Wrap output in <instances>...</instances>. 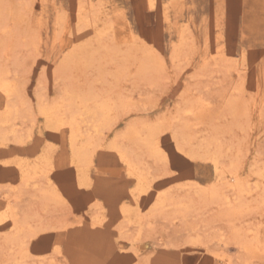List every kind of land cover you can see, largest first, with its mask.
Here are the masks:
<instances>
[{"label":"rangeland","instance_id":"1","mask_svg":"<svg viewBox=\"0 0 264 264\" xmlns=\"http://www.w3.org/2000/svg\"><path fill=\"white\" fill-rule=\"evenodd\" d=\"M15 1L0 0L25 18L0 21L15 86L0 124V264H264V0ZM143 47L162 69L141 73ZM99 101L96 125L86 109ZM235 176L241 193L225 187Z\"/></svg>","mask_w":264,"mask_h":264},{"label":"bare ground","instance_id":"2","mask_svg":"<svg viewBox=\"0 0 264 264\" xmlns=\"http://www.w3.org/2000/svg\"><path fill=\"white\" fill-rule=\"evenodd\" d=\"M8 0H6V2H7ZM11 1H13V0H11ZM10 0H9V2H11ZM4 2V1H3ZM14 2H18V1H15L14 0ZM82 2V1H81ZM84 2V1H83ZM8 3V2H7ZM5 4V3H4ZM9 4V3H8ZM82 5H84L83 3H82ZM88 5H89V2H88ZM87 5V6H88ZM4 6V5H3ZM84 7V6H83ZM82 7V8H83ZM89 7H90V5L88 6V7H86V8H88L87 10L88 11H90V9H89ZM26 7H24V9H25ZM78 8V7H77ZM86 10V9H85ZM2 12V13H1ZM86 12V11H85ZM81 13H84V12H81ZM2 14H5L6 15V19H8V20H11V21H13L14 23H16V24H18V25H20V24H22L23 23V21H24V19H23V15H22V13H21V10H20V8L17 6V5H15V4H10V6L8 7V8H6V9H3V8H1V5H0V21H1V15ZM84 15V14H83ZM90 16H91V14H90ZM89 16V17H90ZM5 17V16H4ZM92 17V16H91ZM96 17H98V16H96ZM108 17V16H107ZM4 19V18H3ZM91 19V18H90ZM95 19H97V18H95ZM111 19V18H110ZM7 20V21H8ZM80 20V19H79ZM104 20V19H103ZM109 19L108 18H106V22L108 21ZM4 21V20H3ZM6 21V20H5ZM10 21V22H11ZM78 21V20H77ZM85 21H87V20H85ZM96 21V20H95ZM94 21V22H95ZM105 21V20H104ZM9 22V21H8ZM80 22V21H79ZM97 22H98V19H97ZM97 22H95V23H97ZM105 22V23H106ZM110 22V21H109ZM112 22V21H111ZM12 23V22H11ZM81 23V22H80ZM88 23V22H87ZM5 24H7V22L5 23ZM4 23L2 24V25H5ZM78 24V23H77ZM112 24V23H111ZM23 25V24H22ZM106 25V24H105ZM114 25V24H113ZM7 26H9V25H7ZM13 26V25H12ZM89 26V25H88ZM88 26H86V30H87V27ZM93 26H95V25H93ZM110 26H112V25H110ZM118 26V25H117ZM3 27V26H2ZM1 27V25H0V28H2ZM22 27V26H21ZM26 27V26H25ZM75 27V26H74ZM107 26H105V28H106ZM113 27V26H112ZM112 27H111V29H112ZM18 28V27H17ZM93 28V27H92ZM92 28H90V29H92ZM8 29H11L10 27L9 28H7L6 30H8ZM95 29V28H94ZM102 29V28H101ZM2 30H3V28H2ZM15 30H17L16 32L18 33V31H19V29H15ZM76 30V29H75ZM93 30V29H92ZM97 31H99L98 29H97ZM104 31V30H103ZM114 31H115V29H114ZM15 32V31H14ZM84 32V31H83ZM83 32H81V33H83ZM6 33V32H5ZM11 33H13V32H11ZM11 33H9V34H11ZM24 33V32H23ZM99 33V35H101V33L100 32H95V35H97V34ZM110 33V32H109ZM21 34V33H20ZM131 34V33H130ZM17 34H14V36L13 35H11V39H10V37H9V39L10 40H13L14 38H16L15 36H16ZM114 35V34H113ZM132 35V34H131ZM7 36H10V35H7ZM21 36H23V34L21 35ZM109 36H112V34L111 35H108L107 37H109ZM5 37V36H4ZM93 37V36H92ZM98 37V36H97ZM105 37V36H104ZM87 38H90V37H87ZM135 38V37H134ZM99 39V38H98ZM110 39V38H109ZM131 39H132V37H131ZM137 39H138V37H137ZM16 40H17V38H16ZM90 40H92V39H90ZM95 40H96V38H95ZM94 40V41H95ZM3 41V40H2ZM13 41H15V39L13 40ZM86 41V40H85ZM88 42H89V39L87 40ZM86 41V42H87ZM100 41H101V39H100ZM115 41V40H114ZM140 41V40H139ZM4 42V41H3ZM16 42L17 41H15V44H16ZM97 42V41H96ZM99 42V41H98ZM137 42V41H136ZM142 42V41H141ZM80 43V42H79ZM82 43V42H81ZM91 43V42H90ZM92 43H93V41H92ZM134 43V42H133ZM144 43H145V41H144ZM84 44H86V43H84ZM88 44V43H87ZM86 44V45H87ZM110 44V43H109ZM83 45V44H82ZM110 45H112V42H111V44ZM122 45V44H121ZM129 45V44H128ZM140 45V44H139ZM78 46H80V45H78ZM85 46V45H84ZM89 46V45H88ZM134 46V45H133ZM140 46H142V44L140 45ZM143 46H144V44H143ZM147 46V45H146ZM86 47V46H85ZM84 47V48H85ZM94 47V46H93ZM110 47V46H109ZM115 47H117V46H114V47H112L110 50L111 51H113L112 49H114ZM126 47H127V45H126ZM135 47V46H134ZM14 48V47H13ZM83 48V47H82ZM144 48V47H143ZM148 48V47H147ZM144 48V51H143V54L142 55H140V57H142V59L140 60V62H139V67H138V69L140 70V71H142L141 73L143 74V72L145 73L146 71H150V70H152V69H157V68H161L162 67V65L164 64L163 63V61H161L159 58H158V56L159 55H155L156 53L154 52V51H152L150 48ZM79 49V48H78ZM92 49V48H91ZM98 49H100V48H98ZM108 49V51H109V48H107ZM128 49V48H127ZM153 49V48H152ZM76 51H77V48L75 49ZM93 50V49H92ZM92 50H90V51H92ZM97 50V49H96ZM101 50V49H100ZM121 50V49H120ZM126 50V49H125ZM141 50V49H140ZM73 51H74V49H73ZM89 51V47H88V50L86 51V52H88ZM103 51H105L106 52V50H103ZM122 51V50H121ZM79 51H77V53H78ZM126 52V51H125ZM124 52V53H125ZM134 52V51H133ZM70 53H72V51L70 52ZM84 53H85V51H84ZM107 53V52H106ZM109 53H110V51H109ZM113 53V52H112ZM122 53V52H121ZM139 53V52H138ZM140 53H141V51H140ZM155 53V54H154ZM126 54V53H125ZM68 55H70V54H68ZM67 55V56H68ZM107 55H109V54H107ZM122 55V54H121ZM90 56V55H89ZM129 56V55H128ZM127 56V57H128ZM72 57V56H71ZM81 57V56H80ZM122 57V56H121ZM127 57H124L125 59L127 58ZM67 58V57H66ZM83 58V57H82ZM119 58H120V56H119ZM90 59V58H89ZM91 59H93V58H91ZM117 59V58H116ZM84 60V59H83ZM119 60V59H118ZM128 60H130V59H128ZM89 61H91V60H89ZM68 62V61H67ZM124 62V61H123ZM69 63V62H68ZM87 63V62H86ZM124 64H125V62H124ZM138 64V63H137ZM120 65V64H119ZM125 69V68H124ZM162 69V68H161ZM5 70H6V68H5ZM5 70H0V93H2L3 95H4V98L6 99V102H5V109H4V113H3V116H2V118L0 119V124H5L6 122H8V120H9V117H10V115L12 114V112H13V106H14V104L12 105V98L11 97H13V95H14V93H15V86H14V84H13V82L11 83L10 82V80L8 79V73H6V71ZM122 70V69H121ZM140 71H139V73H140ZM137 72H138V70H137ZM149 73H151V72H149ZM141 74V75H142ZM145 75V74H144ZM143 75V76H144ZM150 75V74H149ZM14 79V78H13ZM17 88V87H16ZM87 90H89L88 88H87ZM90 92V91H89ZM91 93V92H90ZM82 95V94H81ZM80 96V95H79ZM83 97V96H82ZM86 97V96H85ZM235 98V97H234ZM229 99L228 100V102H227V106L229 107V108H231L232 110H234V108H236V105H237V103H236V100L235 99ZM92 99H94V98H92ZM39 100V103H38V105H37V110H38V113L39 114H41V115H43L44 116V118H45V121H46V123L50 126V127H56V126H58L60 123L57 121V119L58 118H56L57 117V115H56V113L54 112V109L51 107V106H48L45 102H43V101H41L40 100V98L38 99ZM84 101V100H83ZM85 101H87V100H85ZM101 101H102V99H101ZM105 101V100H104ZM100 102V101H99ZM97 102L98 104L97 105H95V107L93 108V109H89V108H87L86 109V114H88L90 117H91V119L89 120V121H91V123L92 122H96L95 124L97 125V123H98V117H99V115H103V116H105L106 115V112H107V110L109 109V108H107L108 106H107V104H105L104 102ZM224 106V105H223ZM4 107V106H3ZM70 108H71V106L69 105V107H67L66 109H65V111L66 110H70ZM226 109V108H225ZM2 111V110H1ZM185 111H187V112H190L191 111V108H187V109H185ZM228 111H229V109H228ZM235 111V110H234ZM237 111V110H236ZM109 112V111H108ZM220 112H222V111H220ZM219 112V113H220ZM182 113V112H181ZM203 113V112H202ZM207 114V113H206ZM221 114V113H220ZM236 114V113H235ZM196 115V114H195ZM198 115V114H197ZM200 116V115H199ZM198 118V117H197ZM209 118V117H208ZM105 120V119H104ZM179 120V119H178ZM103 121V120H102ZM104 122V121H103ZM90 123V124H91ZM99 123H102V122H99ZM130 123V122H129ZM157 123V122H156ZM185 123H187V122H185ZM135 124V123H134ZM148 124V123H147ZM149 124H150V122H149ZM152 124H154V123H152ZM141 125H143V124H141ZM151 125V124H150ZM155 125V124H154ZM159 125V124H158ZM184 125V124H183ZM181 125V128H186V126L184 125ZM13 126V125H12ZM88 126H90V125H88ZM94 126V125H93ZM133 126H135V125H133ZM157 126V125H156ZM179 126V125H178ZM177 126V127H178ZM190 126V125H189ZM214 126V125H213ZM213 126L211 127L210 126V128H213ZM176 127V128H177ZM188 127V126H187ZM87 128V127H86ZM90 128H92V127H90ZM149 128V127H148ZM175 128V129H176ZM189 128V127H188ZM218 128V127H217ZM93 129H94V127H93ZM130 129V125H129V128H128V130L127 131H130L129 130ZM135 129V128H134ZM143 129V128H142ZM174 129V130H175ZM178 129H179V127H178ZM209 129V128H208ZM10 130H11V132H15V128L14 127H11L10 128ZM87 130V129H86ZM89 130V129H88ZM87 130V131H88ZM139 130V129H138ZM217 131H219L220 130V128L219 129H216ZM156 131V130H155ZM158 131H160V130H158ZM178 131V130H177ZM176 131V132H177ZM186 131H188V130H186ZM210 131V130H209ZM93 132V131H92ZM124 132V131H123ZM175 132V133H176ZM179 132V131H178ZM184 132V131H183ZM213 132H215L214 131V128H213ZM91 133V132H90ZM126 133V132H125ZM150 133V132H149ZM207 133H210L211 134V131L210 132H207ZM86 135V133L84 132L83 133V131H80V133H79V137H81L82 135ZM87 134H88V132H87ZM124 134V133H123ZM147 134V133H146ZM151 134V133H150ZM153 134V133H152ZM178 134V136L177 137H179L180 136V140H182V142L184 143V141H186V137L184 136V133H182V132H179V133H177ZM177 134H175V135H177ZM217 134H218V132H217ZM219 134H221V133H219ZM84 135V136H85ZM133 135V134H132ZM135 135V134H134ZM145 135V134H144ZM149 135V134H148ZM208 135L209 134H207V136H206V138L204 137V140L206 139L207 140V137H208ZM215 135V134H214ZM88 136V135H87ZM89 136H90V134H89ZM88 136V137H89ZM136 136V135H135ZM151 136H152V138H151ZM156 136V133H155V135H150V137H144L145 138V145H148L150 148H148V149H152V146L154 145L155 147L156 146H159V145H155L156 143H158V142H156L155 143V139H153V137H155ZM174 136V135H173ZM78 137V138H79ZM87 137V141L85 140V146L88 144V141H89V138ZM124 137H125V135H124ZM123 137V138H124ZM137 137V136H136ZM157 137H158V135H157ZM188 137V136H187ZM192 137V136H191ZM209 137H211V136H209ZM208 137V138H209ZM212 142L214 141V142H219V140L218 139H216L217 137H214L213 136V134H212ZM144 138H143V140H144ZM148 138V139H147ZM174 138V137H173ZM189 138H190V136H189ZM189 138H187V140L189 139ZM125 139V138H124ZM140 139V138H139ZM175 139V138H174ZM177 139V138H176ZM190 139H193V138H190ZM210 139V138H209ZM209 139H208V143H206L207 141H205L204 142V144H206L207 145V147H209V144H211V139H210V141H209ZM216 141H215V140ZM135 141L137 140V139H134ZM142 140V139H141ZM140 140V141H141ZM22 141V140H21ZM84 142V141H83ZM134 142V141H133ZM143 142V143H144ZM181 142V141H180ZM190 142V141H189ZM202 142V141H201ZM200 142V143H201ZM71 143L72 144H74V142H73V140L71 141ZM137 144H138V141L136 142ZM143 143L141 144V145H143ZM186 143V142H185ZM199 143V144H200ZM135 144V143H134ZM187 144V143H186ZM186 144H185V146H186ZM189 144V143H188ZM203 144V143H202ZM213 145H214V143H212ZM212 144L210 145V146H212ZM144 145V146H145ZM192 145V144H191ZM197 145H198V143H197ZM197 145H194V146H197ZM215 145H217V144H215ZM215 145H214V147H215ZM82 146H83V143H82ZM179 146V145H178ZM181 146V145H180ZM184 146V145H183ZM189 145H187V147H188ZM199 146V145H198ZM201 147H202V150H203V147L204 146H202V145H200ZM154 147V148H155ZM85 148V147H84ZM127 148H129V147H127ZM159 148V147H158ZM179 148V147H178ZM184 148V147H183ZM182 148V149H183ZM191 148H192V146H191ZM194 148H196V147H194ZM193 148V149H194ZM205 148V147H204ZM212 148V147H211ZM78 149V148H77ZM118 149V148H117ZM201 149V148H200ZM206 149V148H205ZM204 149V150H205ZM209 149V148H208ZM153 150V149H152ZM157 150H159V149H157ZM156 150V151H157ZM190 150V149H189ZM215 150V149H214ZM218 150V149H217ZM81 151H82V149H81ZM87 151V150H86ZM128 151V150H127ZM155 151V152H156ZM160 151V150H159ZM194 151V150H193ZM200 151V150H199ZM207 151H209V150H207ZM216 151V150H215ZM85 152V151H84ZM83 152V154H85V153H87V152H85L84 153ZM129 152V151H128ZM151 152V151H150ZM155 152H153L154 154H155ZM204 152H206V151H204ZM216 152H218V151H216ZM215 152V153H216ZM220 152H221V149H220ZM74 153V152H73ZM187 153H189L188 151H187ZM190 153H192V152H190ZM197 153V152H196ZM202 153H203V151H202ZM210 155H211V153L210 152H208ZM219 153V152H218ZM79 154V153H78ZM77 154V155H78ZM80 154H81V152H80ZM125 154V153H124ZM129 154H130V152H129ZM157 154H158V151H157ZM184 154V153H183ZM194 154V153H193ZM214 154V153H213ZM186 155V154H185ZM197 155V154H196ZM219 155V154H218ZM221 155V154H220ZM79 156V155H78ZM82 157H83V155H81ZM81 156H79V157H81ZM88 156H89V153H88ZM190 156V155H189ZM194 156V155H193ZM199 156H201V153H200V155ZM212 156V155H211ZM215 156H216V154H215ZM192 157V156H191ZM205 157H206V153H205ZM208 157V156H207ZM220 157V156H219ZM85 158V157H84ZM87 158H89V157H87ZM197 158V157H196ZM199 158V157H198ZM204 158V157H203ZM212 158V157H211ZM124 159V158H123ZM126 159H127V157H126ZM80 160H83V158L82 159H80ZM85 160H86V158H85ZM215 160H217V159H215ZM124 161H126V160H124ZM211 161H213V159L211 160ZM78 162H80V161H78ZM131 162V161H130ZM129 162V160H128V164L130 163ZM214 163H215V161H213ZM217 162V161H216ZM218 162H220V159H219V161ZM218 162H217V165H218ZM222 163V162H221ZM214 165V164H213ZM220 165V164H219ZM133 166V165H132ZM221 166V165H220ZM223 166V165H222ZM217 167V166H216ZM133 168V167H132ZM218 168V167H217ZM131 170V169H130ZM217 170H219V169H217ZM135 171V170H134ZM222 171V170H221ZM220 171V172H221ZM264 171V170H263ZM218 172V171H217ZM140 175V174H139ZM262 175H263V173H262ZM138 176V175H137ZM217 176H218V173H217ZM219 176H222L221 175V173H220V175ZM142 179H143V177H141ZM140 179V178H139ZM218 180V179H217ZM222 181V180H221ZM225 187H227V188H229V189H235V190H238V192L239 193H241V191H242V188L240 187V183H239V180H238V177H234L233 178V181L232 182H230V181H228V180H225ZM212 186H214V185H212ZM212 186H210V188L212 187ZM219 186H223V185H219ZM219 186H216L217 188L219 187ZM216 188V189H217ZM226 188V189H227ZM214 189H215V187H214ZM196 190V189H195ZM200 190V189H199ZM202 190H204V189H202ZM201 190V194H203L204 192ZM224 190V189H223ZM228 190V189H227ZM211 191V190H210ZM210 191H209V193H210ZM216 191H218V189L216 190ZM42 192V191H41ZM212 192H214L213 190H212ZM224 192V191H223ZM44 193V192H43ZM205 194V193H204ZM214 194V193H213ZM223 194V193H222ZM243 194V193H242ZM241 194V195H242ZM224 195V194H223ZM201 196V195H200ZM215 196V195H214ZM216 197V196H215ZM222 197V196H221ZM224 197V199L225 200H223L225 203H227V204H230L231 203V200L229 199V197L227 196V195H225V196H223ZM204 198V197H203ZM217 199H219V198H217ZM216 199V200H217ZM234 200V199H233ZM220 202V203H224V202ZM236 201V200H235ZM238 201V200H237ZM162 203V202H161ZM161 203H160V205H161ZM227 204H224V205H227ZM235 204V203H234ZM244 204V203H243ZM240 205H241V203H240ZM240 207V206H239ZM237 210V209H236ZM12 213V212H11ZM14 218H15V216H14ZM15 222V221H14ZM18 222V221H17ZM14 225H15V223H13ZM22 227V226H21ZM15 229V228H14ZM28 229V228H27ZM17 230H18V228H17ZM30 231V230H29ZM16 233V232H15ZM18 233H19V231H18ZM13 235V234H12ZM17 239V238H16ZM16 239H14V240H16ZM241 242V241H240ZM239 244H241V243H239Z\"/></svg>","mask_w":264,"mask_h":264}]
</instances>
